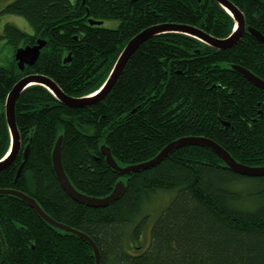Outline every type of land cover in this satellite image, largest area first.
Returning a JSON list of instances; mask_svg holds the SVG:
<instances>
[{
  "label": "trees",
  "instance_id": "trees-1",
  "mask_svg": "<svg viewBox=\"0 0 264 264\" xmlns=\"http://www.w3.org/2000/svg\"><path fill=\"white\" fill-rule=\"evenodd\" d=\"M228 1L264 37V0ZM6 15L23 19L32 34L7 20L0 39L16 49L37 39L46 45L31 69L20 72L14 59L0 67V158L10 144L4 101L21 78L45 75L65 95L80 98L101 87L124 46L150 26L186 25L223 39L234 25L213 0H9L0 7ZM89 21L118 25L111 30ZM232 66L264 81V45L245 33L230 49L214 51L171 34L141 44L110 93L92 107L69 108L42 87L28 88L15 104L21 150L0 172V189L30 196L56 222L88 236L100 264H264V177L254 179L251 190H235L245 178L197 146L119 176L101 152L105 145L123 167L151 160L177 139L205 137L236 162L263 167L264 91ZM59 136L72 186L100 198L122 181L118 200L89 208L64 192L51 161ZM162 195L170 201L155 212L151 204ZM0 264H94V257L82 239L48 225L16 198L0 196Z\"/></svg>",
  "mask_w": 264,
  "mask_h": 264
},
{
  "label": "water",
  "instance_id": "water-1",
  "mask_svg": "<svg viewBox=\"0 0 264 264\" xmlns=\"http://www.w3.org/2000/svg\"><path fill=\"white\" fill-rule=\"evenodd\" d=\"M213 2L217 4L226 14H228L233 21L234 24L233 30L229 36L223 39H218L205 33L201 29L186 25H179V24L167 23V24L150 26L142 30L136 36H134L124 46L119 56L117 57L114 65L112 66L104 83L101 85V87L98 90H96L94 93L88 96H84L80 98L69 97L60 90V88L56 85V83L53 80H51L49 77L45 75L32 74L21 78L12 87V89L7 94L4 101V117H5L6 127L9 133L10 144H9L8 152L2 158H0V172L10 167L15 162L18 154L20 153L21 140L15 122V104L19 96L30 87L39 86L44 88L60 104L67 106L69 108L80 109V108L92 107L102 102L106 98V96L113 89L115 83L117 82L118 78L123 72L131 56L141 46V44H143L145 41L149 39L171 35V34L183 35L199 42L200 44L214 51H224L236 45L243 38L244 34L248 33L253 39L264 45V37L254 29L246 26L244 17L242 13L238 10V8H236V6H234L228 0H213ZM89 24L99 26L102 23L101 22L95 23L93 21H89ZM45 45L46 43L44 40L37 39L35 44L32 46H25L16 49L13 59L15 61L17 69L20 72H23L25 68H30V69L33 68L36 65L41 50L45 47ZM67 62H70V57L64 61V63ZM231 70L234 71L237 75L247 80L248 82H250L255 87L264 91V81L256 77L248 70L240 66H232ZM61 145H62V136H59L54 144L51 154L52 169L61 188L72 200L89 208H103L115 202L121 197L125 189L122 181H118L115 184L111 193L105 197L95 198L78 192L69 182L63 170L62 162H61ZM185 146H197L208 149L209 151L214 153L230 171H232L234 174L238 176L246 177V178L264 177V166L249 167L240 164L236 162L229 155V153L226 152L221 146H219L214 141L205 137H184L177 139L175 141L170 142L151 160H148L140 164L127 165L123 167H120L114 161L109 148H107L105 145L101 146V152L105 158V162L107 166L111 170L116 172L119 176H125L130 173H137L140 171L150 169L156 166L157 164H159L172 152ZM29 147H30L29 145H26L23 151L22 162L19 166L16 179L19 176L22 167L27 160L30 149ZM0 196H9L16 198L20 202L26 204L30 209H32L34 213L48 225L82 239L84 242L88 244V246L90 247L93 253L94 264H100L99 251L96 245L94 244V242H92V240L88 236H86L85 234L79 231L73 230L65 225L56 222L54 219H52L44 212L41 206L33 198L14 189H0Z\"/></svg>",
  "mask_w": 264,
  "mask_h": 264
},
{
  "label": "rangeland",
  "instance_id": "rangeland-1",
  "mask_svg": "<svg viewBox=\"0 0 264 264\" xmlns=\"http://www.w3.org/2000/svg\"><path fill=\"white\" fill-rule=\"evenodd\" d=\"M9 0H0V7L2 6V4L4 3H8ZM12 0H10L11 2ZM3 20L11 23H14L15 26L21 30L24 33H27L29 35L32 34V30L31 28L28 26V24L21 18L15 17V16H11V15H6V16H0V23L1 25L3 24ZM103 28L106 29H111L114 30L117 28L118 23L114 22V21H105L102 22ZM0 25V33L4 27ZM22 47V46H19ZM18 47V48H19ZM16 51V47L6 43L4 40L0 39V67H5L9 64L10 60L13 59V55ZM70 57V54L67 53L64 55V60H67ZM5 118V117H4ZM227 124V123H226ZM228 126V125H225ZM245 180L241 183L238 184L234 187L235 190L238 191H243V190H251V188L255 185V180L257 178H246L244 177ZM170 201V196L168 195H162L159 198H157L152 204H151V209H153L155 212H157V210L165 205L167 202ZM157 218L156 216H152L149 220V223L152 224L155 219ZM149 235H150V225L148 224V226L145 228V232H144V245L147 244L149 242ZM135 245H132V248H136L138 246H136V243H134ZM146 248V246L143 247V250Z\"/></svg>",
  "mask_w": 264,
  "mask_h": 264
},
{
  "label": "flooded vegetation",
  "instance_id": "flooded-vegetation-1",
  "mask_svg": "<svg viewBox=\"0 0 264 264\" xmlns=\"http://www.w3.org/2000/svg\"><path fill=\"white\" fill-rule=\"evenodd\" d=\"M5 23H6V21H5V20H3V24H5ZM3 24L1 25V23H0V25H1V26H3Z\"/></svg>",
  "mask_w": 264,
  "mask_h": 264
},
{
  "label": "bare ground",
  "instance_id": "bare-ground-1",
  "mask_svg": "<svg viewBox=\"0 0 264 264\" xmlns=\"http://www.w3.org/2000/svg\"><path fill=\"white\" fill-rule=\"evenodd\" d=\"M97 198V197H96ZM99 198V197H98Z\"/></svg>",
  "mask_w": 264,
  "mask_h": 264
}]
</instances>
